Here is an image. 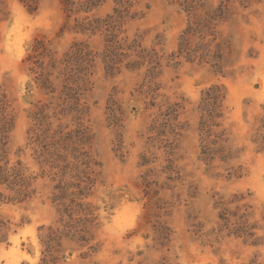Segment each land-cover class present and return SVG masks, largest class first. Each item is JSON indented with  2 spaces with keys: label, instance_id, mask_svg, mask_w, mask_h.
Here are the masks:
<instances>
[{
  "label": "rangeland",
  "instance_id": "1",
  "mask_svg": "<svg viewBox=\"0 0 264 264\" xmlns=\"http://www.w3.org/2000/svg\"><path fill=\"white\" fill-rule=\"evenodd\" d=\"M0 264H264V0H0Z\"/></svg>",
  "mask_w": 264,
  "mask_h": 264
},
{
  "label": "trees",
  "instance_id": "2",
  "mask_svg": "<svg viewBox=\"0 0 264 264\" xmlns=\"http://www.w3.org/2000/svg\"><path fill=\"white\" fill-rule=\"evenodd\" d=\"M67 3V5H69L68 1H65ZM35 52L39 51L40 48H43V42L42 41H35ZM44 49V48H43Z\"/></svg>",
  "mask_w": 264,
  "mask_h": 264
}]
</instances>
